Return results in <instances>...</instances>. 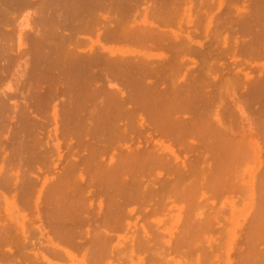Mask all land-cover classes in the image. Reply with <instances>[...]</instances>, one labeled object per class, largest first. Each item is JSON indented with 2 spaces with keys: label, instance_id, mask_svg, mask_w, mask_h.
Instances as JSON below:
<instances>
[{
  "label": "rangeland",
  "instance_id": "374dc122",
  "mask_svg": "<svg viewBox=\"0 0 264 264\" xmlns=\"http://www.w3.org/2000/svg\"><path fill=\"white\" fill-rule=\"evenodd\" d=\"M5 1L11 3L8 7L9 10L7 9L11 15L7 13L4 16L6 20L0 15V112L2 111L0 129L3 127L2 131L0 130V168L2 170H0V198L3 194L7 200L11 199L10 194L14 193L16 175L18 178L20 177L16 183L17 187L23 183L24 185L29 183L33 187L30 189L31 196L26 199L27 201L17 202L15 214H7L4 202L0 200V223L10 224L13 221L12 218L15 217L14 220H17L29 231L25 242L16 243L18 245L20 243V247L16 244H12L13 246L8 244L5 245L6 248L5 246L0 248V264H47L40 260L41 255L46 256L50 264H94L90 260L82 261L86 249L90 246L87 241L92 237V234L86 237V233L83 232L70 246L59 244L66 253L73 257L69 259L67 254L64 252L62 254V250H59L58 247L54 248L46 237L39 235L37 227L43 226L46 222L42 203L48 205L46 196L52 191L54 185L59 183L65 168H68L71 163H77L80 164L79 167H84L83 162L91 151L89 148L92 147L90 143L103 140L101 132L93 133L91 131L90 124L98 123L101 118H104L106 111L104 112L105 109L99 105L102 106L101 102L105 97L103 95L94 100L86 99L83 102L84 105L78 107L79 111H76V108L70 104L77 101L81 92L82 95H85V91L87 94V88L78 90L80 88L76 84V77L68 74V62L67 59L64 60L65 55L63 54L64 57H61L63 55L59 49L58 52L51 49L54 42L57 41L48 35L51 33V28H48L50 25L46 24L47 26L44 27L43 24L44 26L41 25L37 28L34 24L35 14H42L46 17L47 13L56 14L58 11L50 8L51 5H47V3L43 4L45 0H27L31 1L29 6H26V3L24 5L25 0H0V6H3ZM46 1L52 2V0ZM182 2L180 4L183 8L184 5L191 7L189 15L192 23L187 24V18L182 16L179 27L167 24L164 25L165 27H161L163 25L156 26L171 36L172 41L170 40L171 42L166 44L169 47L143 49L134 44L110 43L103 41L102 31L95 32L96 34H71V42L68 46L71 48L75 60L76 57L88 59L92 57L91 54H98V65L94 68L96 76L91 85L95 91H102L104 94L114 90L112 84H118L124 95H129L127 93L131 92V89H126L128 86H124L120 81L116 83L112 73H109L106 67L111 61L133 63V61H141V58H144L142 61L148 59L155 63L161 60H168V62L170 60L172 63L180 62L183 68H181L182 73L180 72L174 78L163 77L160 81L162 86L160 84L159 86L170 89L173 83L181 84L183 81H189L190 77H204L208 79L207 81L210 80L205 90L207 93H211L210 96H213L214 101L216 100L213 110L220 113L219 116L222 118H219L222 119L225 127L236 133L243 130L248 134L250 140L253 139L257 148V156L254 157L249 152L246 158L235 162L232 168H226L227 162L224 157H217L214 160L215 156H212L211 152L209 154L204 151L202 146L199 148L200 145L197 142L174 143V148L179 155L178 164L180 162L188 164L189 166L186 167H189V170L195 166L191 168L192 171L195 168L199 172L205 169L206 171L200 173L205 177L212 173L207 171L208 164L222 169L226 168V173L233 174L232 178L240 170L241 181L248 184L242 185L244 190H233L230 187L231 181L225 183L223 178L222 181L219 180L220 188H211V186L203 190L204 198L185 199L183 202L174 199L168 193L163 194L168 198L165 199L162 196L164 199H161L165 201L162 203L166 205L161 210L159 209L161 202L155 198L152 204L150 202V206L146 207V204L145 207L142 206L147 213L144 211L141 215H133L134 217L132 216L128 220L130 224L138 221L136 222L139 224L137 230L141 239L144 235L142 230H139L141 228L138 227H145L144 229L148 233L146 240L149 241L147 249L144 251L130 250L132 236H134L133 229L125 227L126 229L123 228L124 230L120 229V231L114 228L113 224L114 231L112 232V227H109L110 232L107 230V235L111 239L108 246H111L113 251L102 264H264V92L262 91L264 86L258 85L259 80L260 82L264 80V26L261 24L264 22V18L261 17L264 13L259 10L263 8L264 0H186L185 3ZM2 6L0 8H7ZM47 9L51 10L47 11ZM8 15L9 17H7ZM28 21H30V27L39 30L42 35L50 30L47 35L52 38L50 40H54L53 42L48 38L52 47L48 45V42V44L45 42L47 44L45 46L51 48L42 46L43 43L38 56H35L36 52L32 51L35 43L32 30L30 31L27 26ZM172 33L177 36V40L172 38ZM179 40L185 43L184 47ZM178 43L182 46L176 45ZM110 51L125 54H110ZM175 63L172 66L176 67ZM260 88L262 90H259ZM88 91H90L88 94L92 93L89 88ZM238 105L242 107L243 116H240L237 111ZM101 108L104 110L101 111ZM70 110L73 113L72 116H70ZM180 116L182 119H187L189 115L185 113ZM149 131L147 130L145 136L153 134L151 130ZM250 132H252V137ZM154 139L161 138L154 137ZM161 140L165 144L168 142L163 138ZM143 141L144 139L141 140V142ZM117 142L113 144L117 151L137 145V141L132 143ZM108 157L109 153L105 154L104 162L108 160ZM189 163L194 165L191 166ZM161 173L165 174H162L164 177L166 176L165 178L168 177L167 173L162 171ZM215 174L220 175L218 171ZM163 176H155L156 185L161 183L160 179L163 181ZM209 176L206 177V182H208ZM6 178L9 182L4 184ZM67 189L70 190V194L73 192L71 184ZM38 191L42 194L40 205L36 202ZM161 191L163 190L161 189ZM164 192L166 193V191ZM154 203H157V206ZM152 208L157 209L153 214ZM136 217H138L137 220ZM80 227L81 231L85 228V226ZM34 236L36 240H33ZM40 242H44V244L41 245ZM54 251L57 253L60 251L63 256L60 259L57 256L55 258L51 254ZM3 252L14 258L4 257Z\"/></svg>",
  "mask_w": 264,
  "mask_h": 264
},
{
  "label": "bare ground",
  "instance_id": "6f19581e",
  "mask_svg": "<svg viewBox=\"0 0 264 264\" xmlns=\"http://www.w3.org/2000/svg\"><path fill=\"white\" fill-rule=\"evenodd\" d=\"M25 1L24 5L26 3V6H29L28 4H30L31 1ZM44 2L45 3L43 4L47 3V5H51V7H48L53 8L56 12L58 11V13L55 14L49 12L46 14V17L42 14H35L34 24L37 28L43 24L45 25H43L44 27L50 25L48 28H51V33L48 35L57 42L50 40L52 38H49L47 35L50 30L44 32L45 35H42L39 30H34L30 27V21H28L27 26L30 31L32 30L31 32L35 43L32 47V51L37 53V55L35 53V56H38L41 45L43 43L44 45L42 46L47 45L49 43L47 40L48 38L50 41H53V48H51L52 45H50V43L48 45L51 47H45L51 48L53 51L56 50L54 52L60 50L62 55H65L64 60L67 59L68 62V69H66L69 72V76L76 77V84L80 88L78 90H86L87 88V92L89 93V88L92 92L90 95L88 93L86 94V91L84 90L85 95H82L81 92V95L79 94L76 99L78 102L75 101V103L70 105L73 108H76V111H79L77 110L78 107H82L84 105L83 102L86 99L94 100L95 98L104 95L105 99L101 102L102 106L99 105V107L104 108L105 110L101 108V111L104 110V112H106L104 118H101V116V120L98 121V123L93 122L90 124L91 131L93 133L101 132L103 140L90 143L92 144V147L89 148L91 151L83 162L85 166L79 167L80 164L77 163L69 164L68 168L66 167L67 169L65 168V171H63L59 183L54 185L52 191L47 194L46 198L48 205L46 206L44 202L42 203L43 207H41L45 209L43 210L46 217V225L44 223L43 226L37 227L39 235L46 237V239L53 244V247H58L59 250H62L63 254V252H66L61 246L72 245L75 239L78 236L80 237L83 232L86 233V237H88L89 234H92V237L90 238L91 240L88 238L90 241L88 240L87 242L90 246L87 245L89 248H85L86 251L82 261L85 262L90 260L94 264H102L104 259L107 258L109 254H112L113 251V248L108 246L109 240L111 242V239H109L110 237L107 235V230L109 231V227L111 228L113 224L115 226L114 228L117 230L123 228L126 229L125 227H127V229L128 227L133 229L134 236H132L130 250L144 251L147 249L146 247L149 245V241L147 242L146 240V238H148V233L146 229H144L145 227H138L141 228L139 230H142L141 232L144 235L141 239V235L139 236V231L137 230L139 224L136 222L138 221L130 224L128 220L131 219L133 215H141V213H144L145 209L142 208V206L145 207L146 204V207H148L150 202L152 204V201H154L155 198L161 202L160 206L158 205L160 210L164 209V206L166 205L162 203L165 202L162 200L164 199L162 198V196H164L163 194L168 193L169 196L174 199H179L182 202L185 199L199 200V198H204L203 190L206 187L212 186L211 188H220L219 180L222 181L223 178V182L225 183L231 181V189L244 190L242 185L245 183L241 181L240 170H238L235 173L236 176L232 178L233 174L226 173V168H232V165L235 164V162L246 158L249 155V152L256 157L257 148L252 141L253 139L250 140L246 132L243 130L237 131V133L234 131L232 132L230 128L223 125L221 121L222 119L220 120L219 118L221 117L219 116L220 113L218 114L217 110H213L215 105L214 102L216 100L214 101L212 98L213 96H210L211 93L208 92L210 93L208 94L207 90H205L210 80L207 81L208 79L204 77H190V79L192 78L191 80L183 81L178 85L176 82L173 84L170 82L172 86L168 89L166 87H160L159 84L162 86L160 81H162V78L165 76L173 78L174 76H177L183 69L180 62H173L175 63L174 65H176V67H174L170 60L169 62L168 60L156 61V63L154 61H148V59L147 61H142L144 58H141V61H133V63L111 61L110 64L108 63L109 66L106 67L109 73H112L116 83L120 81L124 86H128V88H125L128 90L130 88L131 92L127 93L129 95H124L122 90L118 87V84H112L114 90L104 94L102 91H95L91 85L92 80L96 76L94 68L98 65V54H91L92 57H89L88 59H85L84 57V59L76 57L75 60V56L72 54L73 52L68 46L71 42V34H92L102 31V39L106 42L134 44L143 49H153L157 47L160 49L163 46L165 47L166 44L168 45L172 39L171 36H168V34L163 32L164 30L161 31L162 29L160 27H158L160 28L158 29L156 27L157 25H163L161 27H165L164 25L167 24L168 26L177 25L179 27L181 25L182 16L187 18V24L192 23V19L189 15L191 7L184 5L185 7L183 8L182 4H180V2L185 3L186 0H52V2L45 0ZM10 4L8 1H5L4 5H1L2 7H7L6 9L0 8V15H2V17L7 13H10L8 11ZM50 10L47 9V11ZM259 10H262L260 12L264 13V5L263 8ZM9 15L7 17H9ZM2 17L1 20H6L5 17L3 19ZM261 17L264 18V14ZM261 24L264 26V22ZM19 38L21 46V35ZM172 38L174 40L178 39L174 33H172ZM181 41L182 40H179L183 46L179 45L180 43L176 45L184 47L185 43ZM45 42L48 43L46 44ZM47 48L43 49L48 50ZM117 53L121 52L110 51V54ZM121 54L124 55L125 53ZM64 55L61 57H64ZM170 63L172 64L170 65ZM35 71L37 70L35 69ZM165 78L164 80H167ZM150 79H152V81H149ZM164 80L163 82H165ZM259 82L258 85L262 84L264 86V80H261L260 83ZM259 90H262V88ZM262 91L264 92V89ZM241 108L242 107L239 106L237 111L240 116H243L244 112ZM73 113L70 110V116H72ZM185 113L189 116L187 119H182L180 115ZM1 114L2 111L0 112V119L2 117ZM79 115L81 114L79 113ZM74 117L76 116L74 115ZM147 130H151L153 134L145 136ZM250 135L252 137V132H250ZM154 137H160L164 140L166 139L168 142L165 144L163 140H155ZM143 139L144 141L141 142ZM116 141H124V143L137 141V145L134 143L136 146L126 148V150L117 151L113 145ZM182 142H186V144H188V142H197V144L200 145L199 148L202 146L204 151L207 153L209 152V154L211 152V155L215 156L214 160H216L217 157H224L226 160L225 162H227L225 164L226 168L222 169L218 166H215V168L212 164H208L207 171L212 173L210 176L208 175L209 179L208 182H206L205 179H207L208 176L206 175V178L203 174H200L206 171L205 169L199 172V170L196 171L197 169L195 168V170L192 171L193 169L191 170V168L195 167L193 166L194 164L189 163L193 166H190V170L189 167H186L188 164L185 165L186 163L184 162L178 164L179 155L177 154L176 148H174V143L179 144ZM107 153H109V157L108 160H106L107 162H104L103 159ZM161 171L167 173L168 177L165 178L166 176L164 177L162 175L164 173H161ZM217 171L220 175L215 174ZM155 176H163L166 180L162 178L163 181H161L160 179L161 183H158V185H160L158 186L155 184ZM19 178L17 175L14 178L15 188L14 193L10 194L11 199L7 200L3 194L0 198V200L4 202L5 212L7 214H15L17 212V202L26 200L31 196L30 189L33 185L30 186L29 183H27L28 185H24L23 183L17 187L16 183ZM1 182L3 185L2 180ZM8 182V178H6V180L4 179V184H7ZM69 184L73 186V192L71 194L69 193L70 190L67 189L69 188ZM246 184L248 183L246 182ZM3 186L5 187V185ZM160 187L163 191H161ZM64 188H66V191L63 190ZM67 190L69 191L67 192ZM164 191H166V193ZM41 195L40 191L36 194V202L38 205L42 202ZM166 198L168 197H165V199ZM154 205L157 206V203H154ZM128 206L132 207L127 208ZM152 209L153 211L151 210V212L153 214V212L155 213L157 211L158 207L157 209ZM14 218H12L13 221L10 224L6 225L4 222L3 224L0 223V248L8 244L12 245L18 242H25L27 239L29 231L23 225L19 224L17 220H14ZM135 219L137 220L138 217ZM80 226H85V228L81 231L82 228ZM78 228L81 229L79 230ZM114 228H111L113 229L112 232L114 231ZM33 240H36V238ZM28 243L27 245H29ZM40 244L42 245L44 242H40ZM59 244H61V246ZM16 245L19 246L20 243L19 245ZM47 254L49 255V253ZM51 254H53L54 257H59V259L63 256L60 251L59 253L54 251ZM51 254L50 256H52ZM66 254L69 259L73 258L70 254ZM2 255L6 258L10 256L7 255V253L4 254V252ZM9 258L11 259L14 257L10 256ZM40 260L50 264L44 255H41Z\"/></svg>",
  "mask_w": 264,
  "mask_h": 264
}]
</instances>
